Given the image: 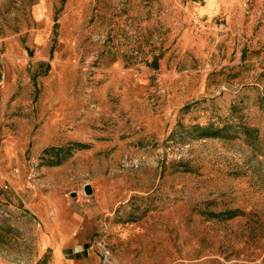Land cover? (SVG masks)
I'll return each instance as SVG.
<instances>
[{
	"label": "rangeland",
	"instance_id": "1",
	"mask_svg": "<svg viewBox=\"0 0 264 264\" xmlns=\"http://www.w3.org/2000/svg\"><path fill=\"white\" fill-rule=\"evenodd\" d=\"M0 76V264H264V0H0Z\"/></svg>",
	"mask_w": 264,
	"mask_h": 264
},
{
	"label": "crops",
	"instance_id": "2",
	"mask_svg": "<svg viewBox=\"0 0 264 264\" xmlns=\"http://www.w3.org/2000/svg\"><path fill=\"white\" fill-rule=\"evenodd\" d=\"M211 2V1H210ZM213 3V2H212ZM214 5V6H213ZM208 9H215V4L207 3ZM55 234L42 240V245L54 249V264H97V250L90 245L91 240L81 232L70 234L67 228H59L55 222Z\"/></svg>",
	"mask_w": 264,
	"mask_h": 264
},
{
	"label": "water",
	"instance_id": "3",
	"mask_svg": "<svg viewBox=\"0 0 264 264\" xmlns=\"http://www.w3.org/2000/svg\"><path fill=\"white\" fill-rule=\"evenodd\" d=\"M0 78H1V76H0ZM84 191H85V193L90 194L92 191L91 186L89 184H85L84 185Z\"/></svg>",
	"mask_w": 264,
	"mask_h": 264
}]
</instances>
